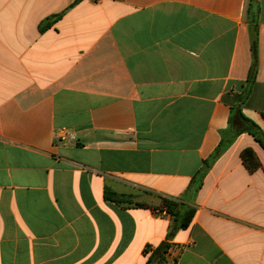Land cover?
<instances>
[{
  "label": "crops",
  "instance_id": "crops-1",
  "mask_svg": "<svg viewBox=\"0 0 264 264\" xmlns=\"http://www.w3.org/2000/svg\"><path fill=\"white\" fill-rule=\"evenodd\" d=\"M256 3L0 0V264H264Z\"/></svg>",
  "mask_w": 264,
  "mask_h": 264
},
{
  "label": "trees",
  "instance_id": "trees-1",
  "mask_svg": "<svg viewBox=\"0 0 264 264\" xmlns=\"http://www.w3.org/2000/svg\"><path fill=\"white\" fill-rule=\"evenodd\" d=\"M256 4H257L256 0H249V7L247 8V20L249 22V34H250V40H251V51L253 55V63L249 70V74L247 78V86L243 93V100L251 92L252 84L254 83L256 71H257L258 26H257ZM47 26L48 24L46 26H41L40 30L43 31L44 29L47 28ZM262 116L264 119V113L262 114ZM243 159L247 161L251 169H255L260 166L259 162L253 156V153L251 150L247 149L243 152ZM105 195L108 200H112L119 204H124V203L132 204L133 203V201L125 197H120L113 191H106ZM134 204L140 207H150L146 203L136 202ZM182 207H183V204H181L180 202L174 199H171V198L164 197L158 209L160 212H164L176 220L180 218V228L185 229L192 222L193 217L196 213V209L194 207H188L184 212H182ZM168 249H169V244H166V243L154 249L149 256L147 264H153V261L155 258L160 259V262H162V259H164L163 255L168 252ZM149 251H150V247H146L144 250L145 254H148Z\"/></svg>",
  "mask_w": 264,
  "mask_h": 264
},
{
  "label": "built area",
  "instance_id": "built-area-1",
  "mask_svg": "<svg viewBox=\"0 0 264 264\" xmlns=\"http://www.w3.org/2000/svg\"><path fill=\"white\" fill-rule=\"evenodd\" d=\"M175 249H176V248L172 246V250L174 251ZM170 250H171V248H170ZM170 250H169V251H170ZM152 251H153V250L150 248V252H151V253H152ZM172 263H173V260H172Z\"/></svg>",
  "mask_w": 264,
  "mask_h": 264
}]
</instances>
